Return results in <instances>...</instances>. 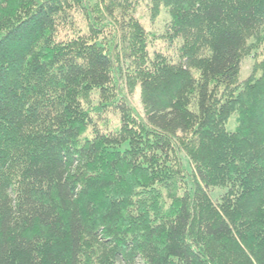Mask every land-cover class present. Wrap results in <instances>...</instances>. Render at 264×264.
<instances>
[{"label": "trees", "instance_id": "16d2710c", "mask_svg": "<svg viewBox=\"0 0 264 264\" xmlns=\"http://www.w3.org/2000/svg\"><path fill=\"white\" fill-rule=\"evenodd\" d=\"M152 2L178 62L138 0H0V264H71L57 175L76 264H264V0Z\"/></svg>", "mask_w": 264, "mask_h": 264}, {"label": "rangeland", "instance_id": "374dc122", "mask_svg": "<svg viewBox=\"0 0 264 264\" xmlns=\"http://www.w3.org/2000/svg\"><path fill=\"white\" fill-rule=\"evenodd\" d=\"M118 1V0H117ZM91 6H95L98 0H88ZM157 7V8H156ZM133 16L140 21L144 29L150 33L149 51L151 53H162L173 61L178 62L179 48L182 45L180 40L171 41L167 36V25L170 19L169 9L163 6H154L152 0H138V3L132 12ZM77 25L84 26L85 15L77 13L75 15ZM250 40L248 43L251 44ZM264 58V44L259 45L257 48L252 49L250 54L247 55L241 62L240 79H246L252 71V67L257 60ZM132 105L142 113V105L140 103L139 91L131 97ZM104 118L111 120V124L116 123V115L112 113H105ZM236 118L233 116L228 122V130H234L236 126ZM101 122V121H100ZM182 163L188 174L193 172V168L187 157L182 155ZM56 186L59 193L60 200L63 206L71 210L70 213V229H71V264H76L77 250L79 245L81 226L76 217V213L72 207V203L62 186V180L57 175L55 176ZM222 191L215 190L210 193L213 201L217 200Z\"/></svg>", "mask_w": 264, "mask_h": 264}]
</instances>
